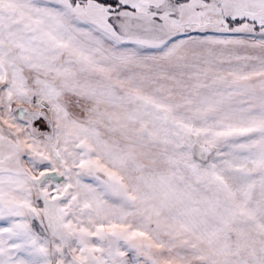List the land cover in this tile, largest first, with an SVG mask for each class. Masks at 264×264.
<instances>
[{
    "label": "snow or ice",
    "instance_id": "snow-or-ice-1",
    "mask_svg": "<svg viewBox=\"0 0 264 264\" xmlns=\"http://www.w3.org/2000/svg\"><path fill=\"white\" fill-rule=\"evenodd\" d=\"M0 264H264V0H0Z\"/></svg>",
    "mask_w": 264,
    "mask_h": 264
}]
</instances>
